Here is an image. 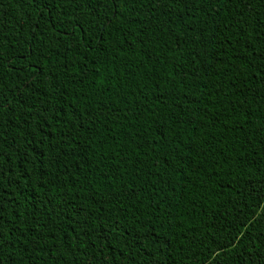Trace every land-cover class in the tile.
I'll return each instance as SVG.
<instances>
[{
    "label": "trees",
    "instance_id": "trees-1",
    "mask_svg": "<svg viewBox=\"0 0 264 264\" xmlns=\"http://www.w3.org/2000/svg\"><path fill=\"white\" fill-rule=\"evenodd\" d=\"M0 206V264H264V3L0 0Z\"/></svg>",
    "mask_w": 264,
    "mask_h": 264
},
{
    "label": "snow or ice",
    "instance_id": "snow-or-ice-1",
    "mask_svg": "<svg viewBox=\"0 0 264 264\" xmlns=\"http://www.w3.org/2000/svg\"><path fill=\"white\" fill-rule=\"evenodd\" d=\"M260 3H264V0H259ZM14 59V58H13ZM29 67H31L33 69V73H34V76H33V79L35 78V75H38L39 73L36 71V68H35V64H30ZM0 211H2V206H0ZM3 217L0 216V220H2ZM3 236L0 235V247H3Z\"/></svg>",
    "mask_w": 264,
    "mask_h": 264
}]
</instances>
